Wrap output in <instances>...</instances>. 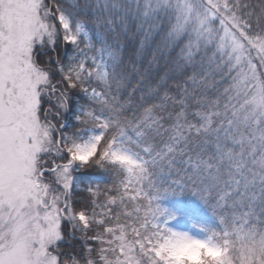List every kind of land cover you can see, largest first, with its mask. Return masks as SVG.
Masks as SVG:
<instances>
[{
	"label": "snow or ice",
	"instance_id": "6c2138e0",
	"mask_svg": "<svg viewBox=\"0 0 264 264\" xmlns=\"http://www.w3.org/2000/svg\"><path fill=\"white\" fill-rule=\"evenodd\" d=\"M0 264H264V0H0Z\"/></svg>",
	"mask_w": 264,
	"mask_h": 264
},
{
	"label": "trees",
	"instance_id": "16d2710c",
	"mask_svg": "<svg viewBox=\"0 0 264 264\" xmlns=\"http://www.w3.org/2000/svg\"><path fill=\"white\" fill-rule=\"evenodd\" d=\"M79 2L83 4L84 0H79ZM157 70L161 72L164 71L162 60L157 66ZM70 122H72L73 125L75 124L74 119H70ZM115 175L114 171L101 168L100 166H93L82 170L78 169L75 172L77 185L75 194L84 201L86 206H88L91 195L84 191L83 187L95 185H101L103 187L105 185H111L115 179ZM158 204L161 208L166 209V217H175L174 223L178 226H187L189 221H192L194 230L204 235H207V233L202 232L200 230L201 227L206 229H215L219 227L218 221L212 211L191 192H183L180 195L165 194L159 199Z\"/></svg>",
	"mask_w": 264,
	"mask_h": 264
},
{
	"label": "clouds",
	"instance_id": "9594fccd",
	"mask_svg": "<svg viewBox=\"0 0 264 264\" xmlns=\"http://www.w3.org/2000/svg\"><path fill=\"white\" fill-rule=\"evenodd\" d=\"M183 235H178L175 237V244L172 246V250L174 254L177 256V258L181 261H183L187 257H191L193 261L196 260V256L194 254V250L199 248L200 246L198 244H195L193 242L194 236H192L188 232H181ZM204 239V238H200ZM213 259H216V255L212 254Z\"/></svg>",
	"mask_w": 264,
	"mask_h": 264
},
{
	"label": "rangeland",
	"instance_id": "374dc122",
	"mask_svg": "<svg viewBox=\"0 0 264 264\" xmlns=\"http://www.w3.org/2000/svg\"><path fill=\"white\" fill-rule=\"evenodd\" d=\"M167 218L168 217L165 216L164 218H162V220H167ZM174 222H175V219L169 221L168 227L172 228L173 230H176V231L188 232L192 236L197 237V238H206V236H207V235H204L203 233L201 234V233L197 232L196 230H194L192 221H189L188 225L184 226V227L178 226Z\"/></svg>",
	"mask_w": 264,
	"mask_h": 264
}]
</instances>
